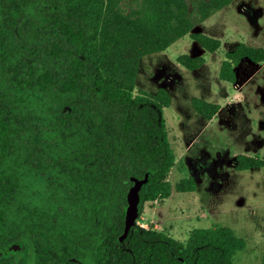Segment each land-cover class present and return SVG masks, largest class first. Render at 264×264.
Instances as JSON below:
<instances>
[{
  "label": "trees",
  "instance_id": "obj_1",
  "mask_svg": "<svg viewBox=\"0 0 264 264\" xmlns=\"http://www.w3.org/2000/svg\"><path fill=\"white\" fill-rule=\"evenodd\" d=\"M230 1L132 0L123 41L131 33L116 25L120 0H0V264H28L29 248L33 264H234L242 244L228 227L194 229L186 244L137 220L125 232L131 190L141 183L139 216L145 201L168 198L176 159L163 117L170 95L131 92L139 60ZM244 56L261 61L264 50L240 45L220 77L234 82ZM192 103L206 118L219 108ZM262 166L235 158L238 170ZM15 242L24 248L5 254Z\"/></svg>",
  "mask_w": 264,
  "mask_h": 264
},
{
  "label": "rangeland",
  "instance_id": "obj_2",
  "mask_svg": "<svg viewBox=\"0 0 264 264\" xmlns=\"http://www.w3.org/2000/svg\"><path fill=\"white\" fill-rule=\"evenodd\" d=\"M119 4L115 22L128 28L125 33L131 34L121 37L127 41L132 0ZM203 38L219 41L217 48L211 50ZM100 39L94 43L103 54ZM240 45L264 50V0H231L167 48L140 58L131 92L144 97L165 88L170 95L163 117L176 159L167 176L171 195L145 201L137 222L185 244L194 229L228 227L242 244L233 253L234 264H263L264 166L238 170L235 158L242 153L264 159V60L244 56L232 65L234 82L220 77L223 63ZM184 55L202 62L189 69L179 61ZM193 98L219 108L206 118L195 110ZM190 177L194 189L178 191V184L192 183ZM26 256L33 264L31 248Z\"/></svg>",
  "mask_w": 264,
  "mask_h": 264
},
{
  "label": "water",
  "instance_id": "obj_3",
  "mask_svg": "<svg viewBox=\"0 0 264 264\" xmlns=\"http://www.w3.org/2000/svg\"><path fill=\"white\" fill-rule=\"evenodd\" d=\"M140 189L141 183H138L130 192V209L127 216L126 229L125 232L128 233L133 223L137 220L139 216V203H140ZM23 244L20 242L12 243L4 252L5 254H10L11 252L20 251Z\"/></svg>",
  "mask_w": 264,
  "mask_h": 264
},
{
  "label": "flooded vegetation",
  "instance_id": "obj_4",
  "mask_svg": "<svg viewBox=\"0 0 264 264\" xmlns=\"http://www.w3.org/2000/svg\"><path fill=\"white\" fill-rule=\"evenodd\" d=\"M20 243H22V242H20ZM22 244H23V247H22V249H23V248H24V243H22ZM22 249H21V250H22ZM29 249H30V248H29ZM21 250H20V251H21ZM28 251H29V250H28Z\"/></svg>",
  "mask_w": 264,
  "mask_h": 264
}]
</instances>
